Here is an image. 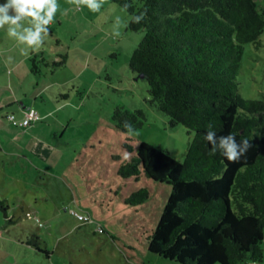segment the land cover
Returning <instances> with one entry per match:
<instances>
[{
  "label": "rangeland",
  "instance_id": "obj_1",
  "mask_svg": "<svg viewBox=\"0 0 264 264\" xmlns=\"http://www.w3.org/2000/svg\"><path fill=\"white\" fill-rule=\"evenodd\" d=\"M57 2L59 10L38 53L23 55L26 46L7 35V25L0 28V80L3 72L14 75L17 100L27 104L23 111L33 108L40 116L24 127H38L32 137L6 118L11 111L19 118L16 104L0 109V200L7 206L5 213L0 210V227L32 239L39 249L28 245L20 264H179L150 253L146 244L172 187L143 175L123 179L116 172L142 141L183 161L192 134L182 125L170 126L148 102L146 80L129 69L143 32L126 28L129 15L121 7L104 0L100 11L92 12L69 0ZM117 16L119 37L112 34ZM259 39L257 49L244 45L237 81L245 99L264 100V30ZM62 55L64 64L53 66ZM27 56L44 57L47 65L37 62L39 73H30ZM117 106L142 110V127L117 130L112 119ZM144 186L149 190L145 203H124ZM260 248V260L245 264H264V230Z\"/></svg>",
  "mask_w": 264,
  "mask_h": 264
},
{
  "label": "trees",
  "instance_id": "obj_2",
  "mask_svg": "<svg viewBox=\"0 0 264 264\" xmlns=\"http://www.w3.org/2000/svg\"><path fill=\"white\" fill-rule=\"evenodd\" d=\"M111 1L129 15L128 30L143 32L128 66L136 78L142 75L146 80L148 102L168 117L170 126L182 125L192 134L183 161L144 141L135 151L129 143H122L134 153L119 162L118 176L137 180L143 175L172 187L158 222L146 238L148 251L179 264L259 261L264 230V100L242 97L237 78L244 45L261 46L264 3ZM125 3L130 5L126 10L122 7ZM145 10L141 23H129L133 15ZM65 57L51 64L62 65ZM28 59L33 74L40 71L37 62L47 65L44 57ZM25 111L18 119L7 112L6 118L12 125L25 127L21 125ZM112 119L117 130L127 133L125 122L131 124L133 132L142 127L145 116L140 109L130 112L117 106ZM209 124L218 137L234 133L237 142L248 139L252 147L246 156L232 163L219 152L213 154L204 139ZM148 198V188L139 187L124 198V203L137 206ZM5 202L0 200L4 213ZM25 242L34 245L27 237Z\"/></svg>",
  "mask_w": 264,
  "mask_h": 264
},
{
  "label": "clouds",
  "instance_id": "obj_3",
  "mask_svg": "<svg viewBox=\"0 0 264 264\" xmlns=\"http://www.w3.org/2000/svg\"><path fill=\"white\" fill-rule=\"evenodd\" d=\"M69 3L77 9L84 6L92 12H99L104 0H69ZM122 7L126 10L130 5L125 3ZM58 10L57 0H5L3 4H0V28L7 25V35L18 44L26 46L21 49L23 55H29L30 51L38 53L49 36V27L54 22ZM146 15L147 10L133 15L129 23L139 24L146 18ZM121 23V18L117 16L112 33L116 37L121 34L119 31ZM125 127L129 131L132 130L128 122H125ZM208 129L204 139L212 146L213 154L219 152L229 162H238L252 147L248 139L237 142L234 133L218 137L212 124L208 125Z\"/></svg>",
  "mask_w": 264,
  "mask_h": 264
},
{
  "label": "crops",
  "instance_id": "obj_4",
  "mask_svg": "<svg viewBox=\"0 0 264 264\" xmlns=\"http://www.w3.org/2000/svg\"><path fill=\"white\" fill-rule=\"evenodd\" d=\"M2 75H3L2 78L3 80L2 81L0 80V109L3 107L6 108L8 106H11V104H16L15 110L17 111V115L19 116V118H21V116L23 115V110L26 108L27 104L25 103L24 100L22 101H18L19 99L17 100L16 90L18 88L19 82L14 75L13 76L11 75L10 72H8V74L3 72ZM37 128L38 127L36 126L32 127L31 125V127L22 129V133L34 137L33 131L36 130ZM10 152L14 153L15 155L23 157L21 155L23 152L22 151L20 152L19 150H15V148H11ZM25 241L26 239L23 240L20 236L11 232L9 228L0 227V264H20L21 262L20 257L25 256L26 254H28V252H30L28 246L29 244ZM23 246L26 249L24 250V252H22L23 254L22 255L20 251Z\"/></svg>",
  "mask_w": 264,
  "mask_h": 264
},
{
  "label": "built area",
  "instance_id": "obj_5",
  "mask_svg": "<svg viewBox=\"0 0 264 264\" xmlns=\"http://www.w3.org/2000/svg\"><path fill=\"white\" fill-rule=\"evenodd\" d=\"M8 118L12 120L11 122L15 124L16 120L13 119V115H9ZM40 119V116L33 108H29L27 111L24 112V118L21 121V125L27 126L32 121H37Z\"/></svg>",
  "mask_w": 264,
  "mask_h": 264
},
{
  "label": "water",
  "instance_id": "obj_6",
  "mask_svg": "<svg viewBox=\"0 0 264 264\" xmlns=\"http://www.w3.org/2000/svg\"><path fill=\"white\" fill-rule=\"evenodd\" d=\"M142 75H139V77H141Z\"/></svg>",
  "mask_w": 264,
  "mask_h": 264
}]
</instances>
